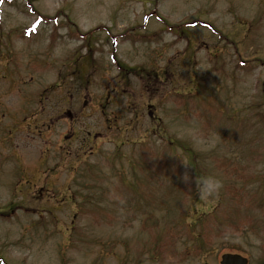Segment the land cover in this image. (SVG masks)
Returning <instances> with one entry per match:
<instances>
[{"label":"rangeland","instance_id":"rangeland-1","mask_svg":"<svg viewBox=\"0 0 264 264\" xmlns=\"http://www.w3.org/2000/svg\"><path fill=\"white\" fill-rule=\"evenodd\" d=\"M233 251L264 262V0H0V264Z\"/></svg>","mask_w":264,"mask_h":264},{"label":"flooded vegetation","instance_id":"flooded-vegetation-1","mask_svg":"<svg viewBox=\"0 0 264 264\" xmlns=\"http://www.w3.org/2000/svg\"><path fill=\"white\" fill-rule=\"evenodd\" d=\"M84 64H85L84 62L78 59L73 65L74 71L79 72L82 67H85ZM78 118L82 119V110L80 111L79 115L75 117H71L73 124L70 126V131H68L67 134L62 136V140L67 141L68 147H70L73 143H77V146H76L77 155L79 153H81L82 155L84 154V152L82 153V150L85 144L93 143V140H95L97 137L94 135V136H91L90 139H88L86 134H83L82 136L81 135L82 126ZM87 134H89V132H87Z\"/></svg>","mask_w":264,"mask_h":264},{"label":"water","instance_id":"water-1","mask_svg":"<svg viewBox=\"0 0 264 264\" xmlns=\"http://www.w3.org/2000/svg\"><path fill=\"white\" fill-rule=\"evenodd\" d=\"M219 264H247V259L238 254L225 253L221 255Z\"/></svg>","mask_w":264,"mask_h":264},{"label":"trees","instance_id":"trees-1","mask_svg":"<svg viewBox=\"0 0 264 264\" xmlns=\"http://www.w3.org/2000/svg\"><path fill=\"white\" fill-rule=\"evenodd\" d=\"M203 185H206V183H204L203 181H200V183H198V186L201 188V187H203ZM203 215V214H202ZM205 215H203V216H200V217H204ZM262 264H264V262L262 263Z\"/></svg>","mask_w":264,"mask_h":264}]
</instances>
